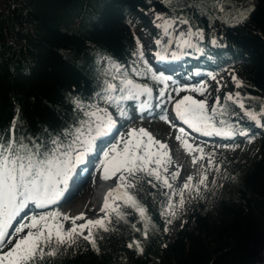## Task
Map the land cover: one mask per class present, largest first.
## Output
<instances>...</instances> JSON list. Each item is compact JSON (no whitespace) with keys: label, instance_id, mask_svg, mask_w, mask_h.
I'll return each instance as SVG.
<instances>
[{"label":"trees","instance_id":"trees-1","mask_svg":"<svg viewBox=\"0 0 264 264\" xmlns=\"http://www.w3.org/2000/svg\"><path fill=\"white\" fill-rule=\"evenodd\" d=\"M248 1L247 14L234 20L229 0H0V133L15 123L17 137L55 135L77 119L78 102L114 109L99 99L106 82L119 88L128 77L147 88L160 85L145 71L135 33L139 26L158 40L160 32L149 29L154 14L187 21L199 34L181 76L197 68L232 83L231 95L244 107L221 102L224 112L217 110L214 123L247 133L255 144L243 159L217 162L221 195L192 204L175 233L161 215L167 195L145 183L137 199L151 218L148 239L145 221L117 200L127 223L112 216L115 231L102 233L99 252L81 239L56 264H264V0ZM133 240L142 254L127 247Z\"/></svg>","mask_w":264,"mask_h":264},{"label":"snow or ice","instance_id":"snow-or-ice-1","mask_svg":"<svg viewBox=\"0 0 264 264\" xmlns=\"http://www.w3.org/2000/svg\"><path fill=\"white\" fill-rule=\"evenodd\" d=\"M183 23L188 22L183 21ZM165 32L167 34V21H165ZM197 34L191 31L187 33L189 36ZM156 43L161 45L160 40ZM167 43L171 45L173 41L169 40ZM166 50L162 48V52ZM139 56L142 59L143 53L140 52ZM159 58L164 59L165 56L160 55ZM117 71H119L118 67ZM132 71L137 76L141 74L136 68ZM145 71L150 72L151 69L148 68ZM152 77L161 82L166 79L163 75L156 73H152ZM212 78L215 79L214 76ZM112 79L115 80L116 76L114 75ZM239 86L238 83L237 87ZM182 90L185 89L175 91L178 94ZM190 90L204 95L203 88ZM149 92L150 89L146 86L136 84L133 79L125 77L119 88L115 83L106 82L99 99H102L105 105L115 106L117 112L123 116L121 102L136 100L139 95ZM163 94L162 91L161 95ZM227 99L231 100L232 95L229 94ZM239 106L244 107L242 102ZM76 108L77 119L71 126L55 135L44 130V138L35 134L17 137L14 131L15 123L7 132L0 133V264H56L60 253L73 248L81 239L86 241L93 250L99 252L97 242L103 239L102 233L115 231L112 216L116 217L117 223L121 220L127 223L124 210L120 205L112 207L110 200L122 201L123 206L131 210L127 213L128 215L138 214L141 220L145 221L142 235L144 239H148V226L151 218L147 215V208L137 199V195L145 183L155 189L161 186L162 181V187L172 189L168 178L162 177L158 171L160 167H163L162 153L159 150H165L168 146L156 140L146 129L139 128L130 129L127 139L121 136L119 143H110L105 150L97 146V141L108 136L115 126V121L108 112V108L101 107L99 103L83 104L82 102H78ZM174 108L175 116L193 132L202 135L223 136L226 134L217 129L214 123L217 110L220 109L221 114L223 112L219 97L210 109L206 100H196L191 96H184L176 101ZM246 114L251 120L256 121L257 117L253 112L249 110ZM161 119L169 122L166 114L162 115ZM261 119H264V116ZM219 123L226 122L220 121ZM178 130L180 133L185 132L183 127ZM227 134L232 133L229 131ZM241 134L247 135L244 132ZM176 139L180 141L181 136L177 135ZM119 144L123 147L120 148ZM182 144L189 152H203L198 145L193 147L186 141H182ZM153 145L158 146L157 151H152ZM97 152L102 153L99 165V168L103 170L102 179H114L116 185L104 197L101 208L104 216L96 220H85L83 213L76 217H69L59 212H48L31 214L24 218L23 222L17 221V217L28 208L30 203L36 208H42L62 198L66 194L77 166L85 164L87 157ZM163 156L168 160L171 159L167 151L163 152ZM164 171H167L166 167ZM171 175L175 179L178 173ZM147 177H153L155 182ZM192 179L191 176L188 177L183 186L184 190L192 187ZM206 179V176L203 177L200 184H204ZM164 195L169 197V203L161 215L167 214L169 217H175V206L171 203V199L177 193L170 191ZM179 195V203L182 206L184 204L183 191ZM68 220H71L72 227L64 229L63 221ZM77 220H85V223L77 225ZM13 222H16L14 228L12 227ZM167 223L171 224L172 219H168ZM9 228H12L11 232L8 231ZM132 228L135 231H141L135 224H132ZM164 230L167 231V228ZM127 247L129 249L135 247L140 254L144 252L139 240H133L127 244Z\"/></svg>","mask_w":264,"mask_h":264},{"label":"rangeland","instance_id":"rangeland-1","mask_svg":"<svg viewBox=\"0 0 264 264\" xmlns=\"http://www.w3.org/2000/svg\"><path fill=\"white\" fill-rule=\"evenodd\" d=\"M229 1L232 5H234L233 8L237 10L232 15V19L235 20L237 18H243L247 14L250 7L249 1ZM228 7L229 6H226V11L229 10ZM218 10L220 11L221 9L219 8ZM149 18L151 22V26L149 27V29L151 30V32H153L155 29L160 32V38L158 40L161 41V45H157V40H152L149 35L144 34V30L139 26H135V33L138 36L139 42L141 44L143 58L146 64L149 66L153 73H156L157 75H163L166 79L161 82V85L154 84L150 88H148L150 89V92L147 93L148 97L152 95L156 96L157 98L154 100V105L150 106L148 111H143V114L141 116L137 115L136 112L141 111L143 107L141 109L140 107L133 108L132 104H130L129 102L131 100H125L121 102V108L124 111L123 116H121L117 112L116 108H108V112L111 113V116L115 121L116 130H120V132L115 137L113 136L110 140H108V142L104 139L98 140L97 146L101 148L105 147L106 150L107 146L110 143H119L121 136L127 139L130 129L139 128L146 129L156 140L161 141L168 146L165 150H159L162 153L161 160L163 167H160L158 171L160 172L162 177L166 176L168 178L169 182L172 184V189L169 190L162 187V181L160 182L161 186L159 188L161 189L162 193L170 191H175L177 193V195L173 196L171 199V203L175 206V217H169L167 214L162 215V217L166 221L168 228L170 229V232L175 233L180 228L183 222L182 218L192 204H194L198 200L203 201L204 199L214 201L221 195L223 191L221 185L222 183L220 181L221 171L217 162L222 161L223 163H229L236 159H243L248 156V154L254 149L255 144L253 140L246 139L244 135L239 132L231 131L232 134L228 135L227 133L229 132V130H225V128H219V130L226 133L225 135H223V138H225V140L222 143V146L225 148H220L218 142L214 140L212 143H207L208 146H204V148L201 147L203 149L202 153L200 151H195L197 155L195 162H193L192 159L193 155H195L194 153L191 154L188 159H185V157L182 155V160H179L180 154H177V142L179 141L176 139V136L179 135V133H177L174 129L175 127L170 128L169 124L172 122V116L168 114L175 101H178L179 98L184 96H191L196 100H206L207 106L210 109L216 98L219 97L220 103L227 102L228 107H231L232 110L241 111L243 108L239 106L240 102L235 97L232 96L231 100L227 99L228 95L233 92L232 83L225 84L223 79H213V76H211L209 73L205 72L203 74H200L195 71V69L193 70L195 73L194 75H192L193 71L192 73H190V70L193 67L191 64H189L188 67V70L190 71L189 74L181 76V71L186 68V59L189 60L190 57L188 49L191 46L192 38L199 36V34L191 36L187 35V33H189V31L191 30L186 23H183V21H180L178 19H162L160 17L158 18L154 14H150ZM165 21H167V34L165 32ZM158 25H160V27H158ZM169 40L173 41L171 45H168L167 43ZM162 48H166V52H162ZM172 53H175V55H172ZM160 55H164L165 58L160 59ZM173 58H177L178 60L173 63ZM101 64L103 67L106 66L105 62H102ZM166 73H169V75ZM192 88H203L204 95H200L199 92L191 91L190 89ZM176 89L185 90H182L177 94V92L175 91ZM162 91L164 93L163 95H161ZM169 97H171V99H169ZM147 100V97L144 98V101ZM233 100L236 102V104ZM165 114L167 115V121L170 122H168L169 124H167L165 120L161 119V116ZM180 126L181 123L176 124V127ZM171 127H173V125H171ZM190 139L194 140L196 138L194 136H191ZM119 147L122 148L123 145L119 144ZM157 150L158 146L153 145L152 151ZM165 151L169 152L171 157L170 160H168L167 157L163 156V152ZM101 159L102 153H99L96 157V163H89H91L92 165L93 163L97 164ZM189 159L193 162L192 166L188 164ZM92 160L94 161L95 159ZM209 160H211V164H209ZM185 165H189L191 167V169L188 171V174L184 173ZM152 167L156 166L152 165ZM165 167L167 168V171H164ZM171 168L172 170L170 171ZM94 169L95 173L96 167H94ZM198 171L201 172V174H198ZM172 173H178L175 179H173L171 175ZM81 175L82 171L81 173L80 171H78L79 177L77 178V180L81 178ZM189 176L193 178L191 182L192 187L188 190H184L183 186L187 182ZM205 176L207 177L205 183L200 184V180ZM149 179H153L154 181L153 177H149ZM181 191H183L184 199V204L182 206L179 203V194ZM110 202L112 207H116V201ZM168 203L169 197L167 196V202L163 208V211H165V209L167 208ZM48 212H59L61 214H65L63 206H51L39 209L37 211H35L34 209H31L30 211L25 210L23 212L25 214L22 216L23 218L21 220L19 219V222H23L24 218L30 216L31 214ZM100 214L104 216V213L101 212ZM69 217H71V214L69 215ZM89 217L91 216L88 215L87 217H85V220ZM98 217L99 216L97 215L96 219H98ZM168 219H172L171 224L167 223ZM63 226L64 229H69L72 227V225L69 223V220L63 221ZM26 231L27 229L25 230V232ZM21 235H23V233Z\"/></svg>","mask_w":264,"mask_h":264},{"label":"bare ground","instance_id":"bare-ground-1","mask_svg":"<svg viewBox=\"0 0 264 264\" xmlns=\"http://www.w3.org/2000/svg\"><path fill=\"white\" fill-rule=\"evenodd\" d=\"M173 57H176V56H173ZM182 98L183 97L179 98V100ZM175 103H176V101L173 103V106L171 108L172 111L169 113V115L172 116V122L171 123H173L174 125L181 123V126H184L185 124H183V122L180 121L175 116V108H174ZM234 103L236 104L235 101H234ZM140 109H141V107H140ZM119 132H120V130H116V126H114L111 133L108 136H106L104 138V140H106L108 142V140H110L113 136L115 137ZM186 134H187V137H190V138H191V136H193L191 134V132H189L188 130H187ZM222 140H225V138H223ZM179 154H180L179 160H182V153L180 152ZM91 155H89L87 157V162L83 166L79 167L76 170V173L73 175L72 179L69 182L66 194L62 198H60L56 203L50 204L49 207H51V206L62 207L63 206L65 214L68 216L71 214V217H76V216L80 215L81 213H83L85 217H87L88 215L91 216L88 218V219L91 218V220H96L97 215L99 216L98 219L101 218L102 215L100 214L101 212L98 208H99V204L101 203V201L104 198L101 196L102 195L101 193L96 194V193H93L91 191L95 179L98 178V174L97 173L94 174V170H95L94 167H96V169H97V165H92L91 163H89V162H92V159H93V158L91 159ZM194 156L195 155H193V158H194ZM192 163L193 162L189 159L188 164L190 166H192ZM189 165H185V167H184V173L185 174H188V171L191 169V167ZM171 170H172V168L170 169V171ZM78 171H82V175L80 176L81 180L80 179L77 180V178L79 177ZM96 172H97V170H96ZM103 191L104 190H102L101 192H103ZM30 207H31V204H29L28 208H26L25 210H29ZM23 212L21 213V215L19 217H17L18 221H20L23 218L22 216L25 214ZM69 223L71 224V220H69ZM81 223H85V221L84 220H77L76 221V224H78V225ZM15 226H16V222H13L12 227L14 228ZM8 231L11 232L12 228H9Z\"/></svg>","mask_w":264,"mask_h":264}]
</instances>
